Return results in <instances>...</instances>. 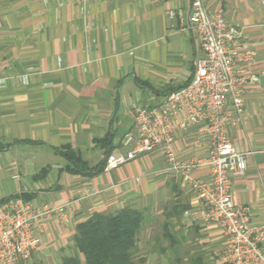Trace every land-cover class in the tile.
Here are the masks:
<instances>
[{
    "label": "crops",
    "instance_id": "obj_1",
    "mask_svg": "<svg viewBox=\"0 0 264 264\" xmlns=\"http://www.w3.org/2000/svg\"><path fill=\"white\" fill-rule=\"evenodd\" d=\"M203 2L210 13L222 11L256 53L251 70L260 80L248 87L230 136L248 154L246 174L234 180V202L262 227L264 0ZM190 9L191 0H0V144L7 145L0 150V203L22 198L36 207H65L45 220L37 261L57 256L62 264L77 226L95 214L139 202L155 203L164 214L168 202L179 201L188 210L171 223L183 264H219L224 232L203 220L200 200L162 152L138 155L112 172L104 167L109 154L132 151L124 137L135 129L136 106L161 105L190 83L202 55ZM204 130L176 134L179 161L207 155ZM64 148L87 169L69 170ZM33 256L19 264H34ZM169 258L150 252L145 264H170Z\"/></svg>",
    "mask_w": 264,
    "mask_h": 264
},
{
    "label": "built area",
    "instance_id": "obj_2",
    "mask_svg": "<svg viewBox=\"0 0 264 264\" xmlns=\"http://www.w3.org/2000/svg\"><path fill=\"white\" fill-rule=\"evenodd\" d=\"M189 22L202 53L190 83L168 93L161 105L135 107V129L124 137V145L133 149L109 154L105 171H115L138 155L162 152L169 169L200 200L203 220L224 232L219 264H264V226H253L250 209L233 199L234 180L246 174L248 154L238 151L230 136V127L243 115L248 87L260 80L251 70L256 53L243 32L222 11L210 13L203 0H191ZM198 125L205 126L200 139L208 153L181 162L173 149L176 134ZM64 210L50 204L36 207L22 198L1 202L0 264L31 259L40 247L45 220Z\"/></svg>",
    "mask_w": 264,
    "mask_h": 264
},
{
    "label": "trees",
    "instance_id": "obj_3",
    "mask_svg": "<svg viewBox=\"0 0 264 264\" xmlns=\"http://www.w3.org/2000/svg\"><path fill=\"white\" fill-rule=\"evenodd\" d=\"M5 148L7 145L0 144V150ZM59 151L69 161V170L87 169L86 164L70 148ZM187 210L188 207L179 201L171 202V205L165 209L166 221L162 229L168 246L159 245L157 238L158 246L154 252L169 254L170 264H183L178 232L173 231L171 221L174 218L180 220ZM145 211L127 205L110 214H95L80 223L74 238L77 253L74 256L63 257L62 264H145L146 259L139 246V237L147 221ZM197 263L198 260L195 259L189 262V264Z\"/></svg>",
    "mask_w": 264,
    "mask_h": 264
},
{
    "label": "rangeland",
    "instance_id": "obj_4",
    "mask_svg": "<svg viewBox=\"0 0 264 264\" xmlns=\"http://www.w3.org/2000/svg\"><path fill=\"white\" fill-rule=\"evenodd\" d=\"M171 202H168L167 205L170 206ZM132 206L136 207L139 210L145 211L146 216H147V221L144 227V230L139 237V246L141 249L142 255H148L150 252L156 251L157 248V240H159V245H165L168 246V242L164 239L163 237V229L162 226L166 221V217L164 214L161 212L159 213L156 208V204L152 202H147V203H138V204H132ZM174 228V227H173ZM175 231V228L174 230ZM158 238V239H157ZM157 239V240H156ZM76 249H75V244L72 242L70 244V247L65 251L61 253V257H66V256H74L76 255ZM60 257V254H59ZM55 257L48 258V260L44 262H39L37 261L38 259H35L34 256L32 260H34V264H60L57 261H54ZM62 259V258H61ZM31 260V262H32Z\"/></svg>",
    "mask_w": 264,
    "mask_h": 264
}]
</instances>
